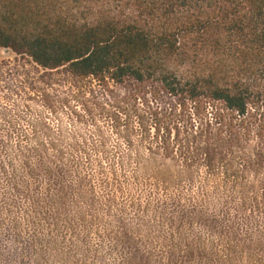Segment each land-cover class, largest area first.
Returning a JSON list of instances; mask_svg holds the SVG:
<instances>
[{"label": "trees", "instance_id": "16d2710c", "mask_svg": "<svg viewBox=\"0 0 264 264\" xmlns=\"http://www.w3.org/2000/svg\"><path fill=\"white\" fill-rule=\"evenodd\" d=\"M0 47V87L120 84L153 132L87 156L0 96V264H264V0H0Z\"/></svg>", "mask_w": 264, "mask_h": 264}, {"label": "rangeland", "instance_id": "374dc122", "mask_svg": "<svg viewBox=\"0 0 264 264\" xmlns=\"http://www.w3.org/2000/svg\"><path fill=\"white\" fill-rule=\"evenodd\" d=\"M16 57L18 58L10 49L0 47V66L4 70L18 63ZM24 71L35 83L37 90L24 92L12 90L16 83L12 80L7 83L10 89L0 87V96L9 95L14 99L18 106L9 113L13 117L20 116L24 120H29V124L23 120L22 127L34 126L48 142L51 140L62 142L66 147L83 151L87 156L89 154L98 156L103 147L110 155H115L119 151L127 150L126 142H129L127 135L130 142L134 143V148L137 145L141 148V145L148 141L146 134L150 137L153 135L152 130L150 133L141 131L148 128L149 110L140 100L137 102L127 100L124 97L126 87L123 85L115 83H110L108 87L94 85L92 91L87 92L85 87L72 89L65 81L50 84V79L63 78V74L48 72L47 69L44 70L33 63L26 64ZM17 78L22 80L23 75ZM81 84L84 85L83 82ZM3 102V99H0V104ZM138 121L144 124L141 129L137 126ZM144 135L146 140H143ZM97 230L104 231L101 228ZM112 230L116 231V228L112 227L109 231ZM90 238L93 243L102 241L104 246L108 245L107 240H99L95 235H91ZM102 250L101 254L107 264H115L118 261V254H111L107 248ZM42 264L60 262L55 260Z\"/></svg>", "mask_w": 264, "mask_h": 264}]
</instances>
